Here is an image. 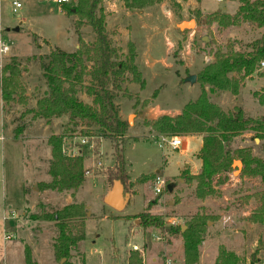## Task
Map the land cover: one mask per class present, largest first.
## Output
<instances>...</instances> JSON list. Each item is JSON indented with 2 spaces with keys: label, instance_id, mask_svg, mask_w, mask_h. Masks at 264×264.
Masks as SVG:
<instances>
[{
  "label": "rangeland",
  "instance_id": "rangeland-1",
  "mask_svg": "<svg viewBox=\"0 0 264 264\" xmlns=\"http://www.w3.org/2000/svg\"><path fill=\"white\" fill-rule=\"evenodd\" d=\"M208 1L219 6L214 7L210 14L206 8V13L198 9L203 18L197 17L198 10H189L190 21L194 24L182 29L189 28L195 31L194 34L185 32L178 36L175 48L171 46L170 38L167 47L163 41L158 45L154 54L157 59L162 61L165 57V60L155 68L146 66L142 72L146 81L143 89L132 82L130 76L123 84L126 94L122 91L116 103L120 110L126 111V121L131 119L127 131L131 140L125 147L127 178L121 183L116 177L112 143L100 138L101 133L95 131L91 134L94 130L71 122L68 116L54 118L47 123L45 119H34L30 113L48 91L44 65L49 54L56 48L74 53L79 49V37L91 44L95 40L92 28L83 26L78 29V18L68 16L54 0H0V40L9 46L6 54L0 53V78L2 68L16 57L21 63L20 79L25 89V93L16 96L17 102L11 104L3 102L0 93V264H25L26 247H30L37 264H65L66 260L58 261L54 256L53 244L58 236L54 223L39 221L35 217L72 203H84L90 214L86 217V238L72 250L70 264H129V258L135 252L134 246L139 249L141 264H167L168 261L169 264H184L181 236L155 229L144 231L138 226V220L129 233V223L123 217L143 212L150 202H153L151 214L162 216L166 224L181 226L183 230L190 218L198 213L215 218V221L208 222L200 247L199 264H215L221 247L234 252L241 259V264H264V223L249 221L259 206L253 196L264 189L261 179L240 178L243 167L238 169L233 164L230 174L214 179L215 196L200 201L196 198V183L187 182L189 174L197 175L195 169L188 170L182 166L185 158L196 153L199 141L189 142L188 156L185 157L180 154L181 150L162 149L158 134L147 125L163 114L173 116L199 97L196 94L202 88L198 81L190 85L185 79L182 85L178 78L197 76L214 62L216 51H226L229 43L237 42L235 49L243 51L246 44L264 33V27L247 22L226 29H221L216 23L210 24L204 16L227 14L224 8L229 0L221 3ZM14 2L22 5L16 12ZM104 3L105 0L102 6ZM155 7L157 15L149 21L153 26L156 22H165L167 10L171 9L174 14L180 11L177 0H163ZM123 11L126 12L124 8ZM107 19V28L113 34L115 44L126 54L132 39L126 33V19ZM133 21H128L130 30L143 32L142 25ZM117 22L120 25H116ZM135 51L139 54L137 46ZM87 67L90 71L92 63L87 62ZM253 75V78L242 81L238 95L209 93L211 102L222 106L226 112L240 107L246 117L260 120L264 117V105L259 102V96L264 94V80L260 81L264 78V71L258 66ZM89 79L87 76V82ZM79 98L92 103V99L83 92L79 93ZM245 134V137L229 144L228 149L234 152L239 148H251L255 157L264 160V139L257 138L255 132ZM52 135L64 137L67 155L84 154L89 174L84 185L74 194H59L40 188L51 181L48 139ZM157 171L161 172L155 173ZM184 172H188V176H184ZM151 174L156 175L155 180L135 184L141 176ZM158 178L165 183L161 193L156 192L161 185ZM169 185L172 191L168 190ZM116 187L122 189L126 199L123 210L122 206L121 209L109 208L104 200L107 192L114 191ZM158 237L160 240H156ZM154 251L157 261L149 257Z\"/></svg>",
  "mask_w": 264,
  "mask_h": 264
},
{
  "label": "trees",
  "instance_id": "trees-1",
  "mask_svg": "<svg viewBox=\"0 0 264 264\" xmlns=\"http://www.w3.org/2000/svg\"><path fill=\"white\" fill-rule=\"evenodd\" d=\"M103 1L78 0L60 5L68 16L78 18L76 24L78 29L90 26L95 40L87 44L79 37V49L74 53L56 48L49 54L44 65L48 91L37 101L36 107L30 113L34 119H45L47 123L54 118L68 116L71 122L81 123L87 130H94L91 134L95 131L101 133L100 138L108 139L112 143L116 177L123 183L127 178L125 147L131 138L127 137L129 123L121 119L116 100L129 76L141 89L144 88L146 81L136 63L138 54L135 51V44L132 42L128 44L126 54L115 44L113 34L107 28ZM229 1L239 4L234 15L217 13L213 16L206 15L204 18L210 24L216 23L221 29L239 26L243 22L259 28L264 27V0ZM162 2L163 0H124L125 7L133 10L153 7ZM196 14L197 17L203 18L201 12L197 11ZM236 43H229L224 52L216 51L214 62L197 75V81L202 89L196 100L188 102L177 116L164 115L147 124L159 136L182 138L202 136L203 145L198 154L202 161L201 171L197 175L189 176L188 172H184V176H188L187 182L196 183V198L200 201L215 196L214 179L220 175L230 174L235 160H240L243 164L240 178H260L264 188V160L255 157L251 148H239L234 152L228 149L229 144L246 132H255L257 138L264 139V117L260 120L248 118L240 107L226 112L211 102L209 96V93L216 92L238 95L242 81L251 77L264 61V33L246 44L243 51L235 49ZM87 62L92 63L90 71ZM1 71V99L6 104L17 102L16 96L25 93L20 79V61L12 57ZM87 76L90 78L88 82ZM206 87H209V91ZM81 92L92 99L91 104L79 98ZM123 93L126 94L124 91ZM259 102L264 105V94L259 96ZM48 145L51 148L48 169L51 181L42 184L40 188L43 191L61 194L76 193L84 185L89 174V170L85 168L84 154L67 155L64 152L63 136H50ZM155 179V174L144 175L138 178L135 184H144ZM253 197L259 206L249 221L263 224L264 189ZM152 207L153 202H150L143 212L132 217H123L125 222L129 223V233L138 220V226L144 231L155 229L172 236H181L184 242V264H199L200 247L208 230V222L215 221V218L198 213L190 218L183 230L181 226L166 224L164 217L151 214ZM87 213L84 203H72L35 217L39 221L53 222L58 230V236L53 244L56 260L65 259V264H70L72 250L86 238ZM141 263L140 255L136 251L133 252L129 264ZM25 264H37L33 260L30 247L25 249ZM215 264H241V259L234 252L221 247Z\"/></svg>",
  "mask_w": 264,
  "mask_h": 264
},
{
  "label": "crops",
  "instance_id": "crops-1",
  "mask_svg": "<svg viewBox=\"0 0 264 264\" xmlns=\"http://www.w3.org/2000/svg\"><path fill=\"white\" fill-rule=\"evenodd\" d=\"M177 1H178V5L180 8L179 13L174 14V13H172L171 9L167 10L166 11L167 16L166 17L164 16L167 20L165 19V22H163V24L156 22L153 26L151 23L149 24V21L152 18L155 19L154 17H156V15H157L156 13H157L158 9L155 7L156 5L153 7L145 8V9H134L133 10V9H128L125 7L124 0L122 1L123 4L120 2V0H105L103 9H104V12L106 14V17L108 18L107 20H110V18H114L115 20H119V18L121 20L126 19L125 20V22H127L126 23L127 24V27H126L127 32L126 33H128L129 37L132 38L131 42L134 43L135 46H137V48L139 50V52H138L139 54H138L136 63H137L141 72H143V70L145 71L146 66L149 67L151 65L152 67L155 68L156 64L165 60V57L162 58V61H161V59H157L156 54H154L156 48L158 47V45L160 46V43L162 41L164 43L166 42L165 45L167 47V40H168V38H170L169 39V40H171L170 44L172 47L175 48L176 44L178 43V41H177L178 36H181L185 32H188V33L191 32V34L192 33L194 34L195 31H192L189 29H182L184 23L189 22L191 20L189 18V10L195 11V10L201 9L202 12H204V8H206V9H208L207 13L210 14V13H213L214 7L219 6L218 4H216V5L210 4V1H208V0H201V2L199 0H177ZM222 1L215 0L216 3H221ZM122 5H123V8L126 12L123 11ZM238 7H239V4L232 2V1H227V4H226L224 10L227 14L234 15L237 12ZM198 11H200V10H198ZM204 13H206V12H204ZM158 17H160V16H158ZM178 18L181 20L180 23L178 22ZM129 20H134L133 23L137 21L139 24H141L143 32H142V30H140V31L134 30V29L130 30V24H128ZM133 23H131V24H133ZM19 24H21V22H19ZM122 24H123V21L121 22V27H122ZM116 25H120V23L117 22ZM123 32L125 33V31H122V33ZM138 32H141V34ZM161 36H162V38L160 39ZM190 37H192V36H190ZM143 48H146L148 50L144 51ZM167 50H168V48H167ZM166 60H169V57H167ZM144 65H145V67H144ZM154 68H152L151 70H154ZM262 71H264V70H262ZM253 77H254V75L251 76V78H253ZM187 78H185V77L178 78V80L182 82L181 83L182 85H184L185 84L184 80ZM255 80H257V79H255ZM261 80H264V78H261L260 81ZM188 83H190V82H188ZM190 85H191V83H190ZM247 85H248V83H247ZM206 90L209 91V87H206ZM200 92H201V90H199L197 92V94H196L197 97L199 96ZM221 93H223V92H221ZM197 97H195V98H197ZM86 103H88V102H86ZM184 105H185V103H184ZM182 109H183V107L181 109H179L173 116L169 115V114H163V115H168V116L174 117V116L179 115L182 112ZM125 112L122 111V109L120 110V117L122 120H127L126 119L127 113H125ZM245 135L246 134H243L239 137H245ZM158 137H160V136L158 135ZM191 140H198L199 141V145H198V148L196 150V153L192 157L187 155L188 144ZM183 141H184L183 146L181 149H179V150H181L180 154L182 156H185V157L188 156V157L184 159V164L182 166H184L188 170H191L192 168H194L195 174H198L202 168V161L198 158V154H199L201 147L203 145V138H202V136H189V137H184ZM158 172H161V171H157L155 173H158ZM116 188H118V189H116ZM116 188L114 190L117 191V198L123 200L124 199V197H123L124 193H123L122 189L120 187H116ZM112 192H113V190L110 192L109 191L107 192L106 197L104 198L106 204H107L106 200ZM59 194H61V193H59ZM125 200L126 199H124V201H122V209L121 210H123L125 205H126ZM107 206L109 208H111V206H109L108 204H107ZM151 253L152 254L149 255V257L152 258L153 261H157L158 257L156 255V252L154 251ZM169 263L170 262L168 261L167 264H169Z\"/></svg>",
  "mask_w": 264,
  "mask_h": 264
},
{
  "label": "built area",
  "instance_id": "built-area-1",
  "mask_svg": "<svg viewBox=\"0 0 264 264\" xmlns=\"http://www.w3.org/2000/svg\"><path fill=\"white\" fill-rule=\"evenodd\" d=\"M76 1L77 0H54V2L57 5L67 4V3L76 2ZM218 1H222V0H218ZM13 5L15 7L14 8L15 12H16V10L18 8H20L22 6L21 3H19V2H14ZM8 50H9V46L6 45L3 41L0 40V53L1 54H6L8 52ZM259 67H260L261 70H264V61H262L260 63ZM158 141H159V145H160V147L162 149L167 147V148H170L172 150H179L183 146V138L182 137H178V136H174V137L160 136ZM64 152H65V147H64ZM77 155H79V154H77ZM71 156H76V155L74 154V155H71ZM158 179H159V182L161 183V185L156 188V192L157 193H161L162 187H163V185H165V183H164L163 179H160V178H158ZM156 239L160 240L159 237L156 238ZM133 250L136 251V252L139 251L137 246H134Z\"/></svg>",
  "mask_w": 264,
  "mask_h": 264
},
{
  "label": "water",
  "instance_id": "water-1",
  "mask_svg": "<svg viewBox=\"0 0 264 264\" xmlns=\"http://www.w3.org/2000/svg\"><path fill=\"white\" fill-rule=\"evenodd\" d=\"M194 24V22H189V23H184L183 26H192ZM19 28H16V31H18ZM189 29V28H187ZM190 30V29H189ZM204 40H207V39H204ZM188 82L190 83H195L197 81V76L196 75H190L187 79H186ZM128 123L131 124V119L129 118L128 120ZM237 165L238 166V169H241L243 167V164L241 161H235L234 162V165ZM168 190L169 191H172V186L169 185L168 186ZM122 201H124V199H118L117 198V191H113L107 198L106 202L109 206L113 207V208H120V206H122ZM121 209V208H120ZM88 216H89V212L87 213ZM65 259L62 260V262L64 261Z\"/></svg>",
  "mask_w": 264,
  "mask_h": 264
}]
</instances>
